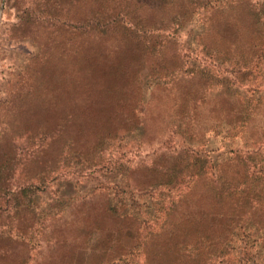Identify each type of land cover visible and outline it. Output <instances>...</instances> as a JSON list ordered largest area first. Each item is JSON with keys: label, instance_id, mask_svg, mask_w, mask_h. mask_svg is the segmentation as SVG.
I'll list each match as a JSON object with an SVG mask.
<instances>
[{"label": "rangeland", "instance_id": "1", "mask_svg": "<svg viewBox=\"0 0 264 264\" xmlns=\"http://www.w3.org/2000/svg\"><path fill=\"white\" fill-rule=\"evenodd\" d=\"M99 1L0 0V264H264V0Z\"/></svg>", "mask_w": 264, "mask_h": 264}, {"label": "trees", "instance_id": "2", "mask_svg": "<svg viewBox=\"0 0 264 264\" xmlns=\"http://www.w3.org/2000/svg\"><path fill=\"white\" fill-rule=\"evenodd\" d=\"M100 5L98 7L97 10H119L120 7H118V5H114L111 4V2H113V0H101L99 1ZM94 4L91 3V0H85V4H86V9L87 10H93V8H95L96 6V2H93ZM92 4V5H91ZM116 4V3H115ZM105 16V17H104ZM103 17H99V16H92L91 18H86L85 19V27L86 29H90L95 23L96 25H101L103 26V30H106V28L110 25H113L114 24V21H116L117 23H121L123 26H126V24H129L130 22H128L126 19L123 18V16H114L113 19L112 18H109L110 16H107V15H104ZM95 21V23L93 22ZM93 22V23H92ZM107 26V27H106ZM93 28V27H92ZM261 38V37H260ZM259 38V39H260ZM231 45L228 44V46ZM215 52H216V49L214 48ZM263 217H264V213L261 214Z\"/></svg>", "mask_w": 264, "mask_h": 264}]
</instances>
